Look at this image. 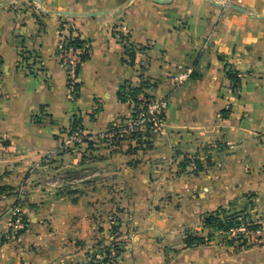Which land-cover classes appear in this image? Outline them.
<instances>
[{
  "label": "crops",
  "instance_id": "1",
  "mask_svg": "<svg viewBox=\"0 0 264 264\" xmlns=\"http://www.w3.org/2000/svg\"><path fill=\"white\" fill-rule=\"evenodd\" d=\"M69 23L90 44L75 96L58 56ZM24 51L38 59L23 62ZM187 66L194 72L178 84ZM144 79L167 98L165 120L186 151L216 145L198 211L264 216V0H0V264L87 262L78 239L91 230L90 208L49 188L50 161H78V148L62 149L75 118L94 134L130 116L120 89ZM19 202L28 225L14 236ZM178 264H264V244L204 245Z\"/></svg>",
  "mask_w": 264,
  "mask_h": 264
},
{
  "label": "rangeland",
  "instance_id": "2",
  "mask_svg": "<svg viewBox=\"0 0 264 264\" xmlns=\"http://www.w3.org/2000/svg\"><path fill=\"white\" fill-rule=\"evenodd\" d=\"M142 82L150 87V79ZM145 92L150 97L141 93L138 108L113 123L114 129L93 134L81 128L93 143L63 149L78 148L77 162L50 161L49 188L74 201L84 198L90 208L91 230L78 239L87 262L178 264L181 254L204 245H263L264 238L254 234L258 219L247 208L222 207L220 220L205 225L210 212L197 206L204 202L203 185L212 175L216 145L204 146V152L186 151L166 120L159 122L167 98ZM79 129L71 127L66 136ZM107 248L111 256L105 260Z\"/></svg>",
  "mask_w": 264,
  "mask_h": 264
},
{
  "label": "built area",
  "instance_id": "3",
  "mask_svg": "<svg viewBox=\"0 0 264 264\" xmlns=\"http://www.w3.org/2000/svg\"><path fill=\"white\" fill-rule=\"evenodd\" d=\"M65 32L63 33L62 39L58 46V56L60 62L64 65L67 70L68 84L71 90V94L75 96L79 88V72L82 64L86 60V57L90 53V44L86 40H83L74 28V25L69 23L65 27ZM79 38L82 40L80 44H75L72 42L74 39ZM38 56L35 52L24 51L22 53V61L25 63L35 62ZM194 70L192 66L180 67V71L177 73V82L182 84L187 81L193 74ZM236 91L241 92L240 85H237ZM91 134H85L81 129L73 131L65 141L62 149L68 147H75L81 142L91 140ZM20 197L23 193L22 190L19 191ZM13 213V223H12V235L19 236L27 228V220L25 218V213L23 211L21 203H17L11 209ZM255 220L257 227L254 229V234L259 237L264 238V216L258 217Z\"/></svg>",
  "mask_w": 264,
  "mask_h": 264
},
{
  "label": "trees",
  "instance_id": "4",
  "mask_svg": "<svg viewBox=\"0 0 264 264\" xmlns=\"http://www.w3.org/2000/svg\"><path fill=\"white\" fill-rule=\"evenodd\" d=\"M72 42H75V44H80L82 42V40L79 38H76ZM126 51L128 54V61L131 64H134L135 60H136L137 49L132 44H126ZM140 75H143V74H140ZM228 76L232 79L233 86H234V88H236L237 85L240 84V76L238 75V71H236L234 69H229L228 70ZM144 85H145V83L142 81L139 84H133L132 82H126L124 85H122V88L120 89L119 98L122 101L131 102L134 105V108L137 109L138 103L142 102V100L140 98L141 93L144 92L148 97H150V95L147 92H145V89H144L145 86ZM224 116H227V113L225 111H224ZM165 118H166L165 110H162L159 114V122L165 121ZM81 121H82L81 119L75 118L73 121V124H72V128L78 127L81 129L82 128ZM149 125L152 126L153 122H150ZM109 127H110V129H114L115 125H113V123H112ZM89 143L92 144L93 142L90 140ZM24 201H25V199H24ZM221 212H223L222 207H219L216 210L207 214L208 216L204 220L205 225L211 226L214 222L219 221L220 216H221ZM254 227H256V226H254ZM105 254L107 255L105 260H107L108 256L109 255L111 256L110 248H107ZM86 264H90V262H87Z\"/></svg>",
  "mask_w": 264,
  "mask_h": 264
},
{
  "label": "water",
  "instance_id": "5",
  "mask_svg": "<svg viewBox=\"0 0 264 264\" xmlns=\"http://www.w3.org/2000/svg\"><path fill=\"white\" fill-rule=\"evenodd\" d=\"M157 1H161V0H157ZM231 5H232V6H236V5H235V4H233V3H232ZM68 13H71V12H68Z\"/></svg>",
  "mask_w": 264,
  "mask_h": 264
}]
</instances>
